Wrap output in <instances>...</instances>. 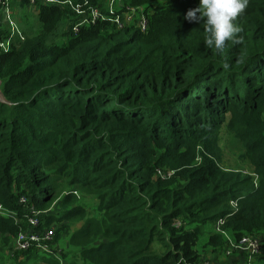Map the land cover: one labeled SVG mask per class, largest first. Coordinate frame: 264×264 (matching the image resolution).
Listing matches in <instances>:
<instances>
[{
    "label": "trees",
    "instance_id": "16d2710c",
    "mask_svg": "<svg viewBox=\"0 0 264 264\" xmlns=\"http://www.w3.org/2000/svg\"><path fill=\"white\" fill-rule=\"evenodd\" d=\"M125 4L145 8L146 32L41 6L25 40L0 49V206L24 218L21 197L43 212L60 202L41 230L83 222L64 264H202L199 239L220 220L235 245L262 236L264 251V0H248L222 52L184 19L199 0ZM224 126L255 174L222 165ZM20 230L0 218L2 247ZM229 240L214 232L208 246L221 255ZM13 260L62 264L35 249Z\"/></svg>",
    "mask_w": 264,
    "mask_h": 264
},
{
    "label": "built area",
    "instance_id": "2783aa9c",
    "mask_svg": "<svg viewBox=\"0 0 264 264\" xmlns=\"http://www.w3.org/2000/svg\"><path fill=\"white\" fill-rule=\"evenodd\" d=\"M12 2L13 0H0V49L5 53L10 52L16 39L25 40L22 28L14 19ZM27 2L29 6L38 10L41 6L70 8L75 15L85 17L81 24L84 22L89 25L107 23L118 31L136 28L146 32L149 27V15L146 14L145 8L132 7L125 4V0H101L96 5L92 4L90 0H28ZM79 27L80 24L76 25L73 30L79 32ZM172 174L174 172H171L169 177ZM19 203L24 208V218H20L17 213L0 206V218L14 220L15 224L21 228L8 255L13 258L17 252L35 249L40 257L56 258L64 264L61 259L63 249L55 242L54 228L49 227L41 230L42 219L46 212L39 210L26 197H21ZM231 205L234 209L237 208V202H231ZM224 224V220L218 221L214 231L223 235L225 240H229L230 235L222 229ZM234 248L248 252L250 260H252L261 251V240L258 237L247 236L239 241V244ZM203 264L212 263L204 262Z\"/></svg>",
    "mask_w": 264,
    "mask_h": 264
},
{
    "label": "rangeland",
    "instance_id": "374dc122",
    "mask_svg": "<svg viewBox=\"0 0 264 264\" xmlns=\"http://www.w3.org/2000/svg\"><path fill=\"white\" fill-rule=\"evenodd\" d=\"M24 8L27 10L26 7H24ZM25 9H22V10H25ZM20 14H24V13L19 12L18 18L16 17V19H19L21 21V15ZM35 32L38 33V28L36 29ZM0 100H4L3 95L1 93H0ZM219 138H220L219 149H220V152L222 153V156H223L222 165L225 168H227L228 170H243L244 173L255 174V173H253V169L251 168L250 164L245 159H243V156L245 154V150H244L242 143L240 142L239 139H237L229 131V129L227 127L224 126L221 129V133L219 135ZM84 207L87 208L90 213L93 212V210L96 207L95 200L87 199L84 202ZM60 210H61L60 202H58V203L54 204L51 207V209H49L46 212V215L44 217H47L50 215H52L54 217H58V213ZM82 224H83V222H81V223H76V222L62 223V222H60L59 224L56 223L53 226H49V227H53L56 230V232L59 229V227H61V226H66L69 229L68 232L62 233V236H60V238L56 239V244H58L62 247L63 252H64V250H66L65 246H70L69 245V236L71 234H73L74 230L77 229ZM194 227H196V225L188 226L187 229H192ZM212 233H214V226H212V227L208 226L205 229L204 234L200 237L199 242H198L197 247H196V250L198 251L199 254L204 255V253L206 252L207 249H211L208 247V238H209V235H211ZM8 252H9V248L8 247L3 248L2 247V241H1L0 242V264H16L15 260H13V258L8 255ZM262 252L263 251L261 250V253ZM206 260H209V259L206 258ZM210 263H213V260H211Z\"/></svg>",
    "mask_w": 264,
    "mask_h": 264
},
{
    "label": "clouds",
    "instance_id": "9594fccd",
    "mask_svg": "<svg viewBox=\"0 0 264 264\" xmlns=\"http://www.w3.org/2000/svg\"><path fill=\"white\" fill-rule=\"evenodd\" d=\"M248 0H199L196 8L187 11L184 19L189 23L206 25L204 44L207 48L213 46L222 52L226 41H238L242 28L234 23L247 8ZM224 68H229L227 63Z\"/></svg>",
    "mask_w": 264,
    "mask_h": 264
},
{
    "label": "crops",
    "instance_id": "0c3cea01",
    "mask_svg": "<svg viewBox=\"0 0 264 264\" xmlns=\"http://www.w3.org/2000/svg\"><path fill=\"white\" fill-rule=\"evenodd\" d=\"M24 7H26L27 10ZM12 8H13L14 19L18 22V24L20 25L22 30H23V28L27 27L24 24V20H23L24 17H27V20L29 22V27H27V28H33L35 26V24L37 22L36 19H37V16L39 14V10L38 9H35V8L29 6L27 3H24V0H13ZM22 9H25V10H22ZM19 12L24 13V14H20L21 15V21L19 19H16V17L18 18ZM82 226H83V224L80 225L75 230H78ZM261 237L259 236L258 238L262 241ZM2 239H3V237H2V235H0V242L1 241L3 242ZM229 239L230 240L227 241L228 244H229V247L225 251V253H222L221 255H218V254L214 253L212 251V249H207L206 252L204 253V255H202L203 263L204 262H210L211 260H213L214 264H264V251L261 254L255 256L252 260H250V254L248 252H246V251L235 249L234 248L235 241L233 240V238L231 236H230ZM209 240H210V235H209V238H208V244H209ZM14 244H15V238L12 237V239H10V244L9 245H12L11 247H13ZM5 247H7V246L6 245L3 246V248H5ZM206 258L209 259L210 261L206 260Z\"/></svg>",
    "mask_w": 264,
    "mask_h": 264
},
{
    "label": "water",
    "instance_id": "95a60500",
    "mask_svg": "<svg viewBox=\"0 0 264 264\" xmlns=\"http://www.w3.org/2000/svg\"><path fill=\"white\" fill-rule=\"evenodd\" d=\"M0 93L2 94V91H1V82H0ZM3 95V94H2ZM4 99V97H3ZM1 102H5V100H0Z\"/></svg>",
    "mask_w": 264,
    "mask_h": 264
}]
</instances>
